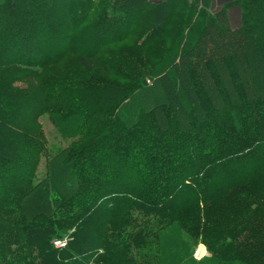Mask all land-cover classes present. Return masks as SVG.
<instances>
[{
    "label": "trees",
    "instance_id": "16d2710c",
    "mask_svg": "<svg viewBox=\"0 0 264 264\" xmlns=\"http://www.w3.org/2000/svg\"><path fill=\"white\" fill-rule=\"evenodd\" d=\"M210 3L0 0V264H264V0Z\"/></svg>",
    "mask_w": 264,
    "mask_h": 264
},
{
    "label": "rangeland",
    "instance_id": "374dc122",
    "mask_svg": "<svg viewBox=\"0 0 264 264\" xmlns=\"http://www.w3.org/2000/svg\"><path fill=\"white\" fill-rule=\"evenodd\" d=\"M230 1L231 0H211L210 7L212 10H215L216 8H219V6L229 3ZM227 8L229 12H232V17L230 19L231 26L237 27L242 22L243 10L241 6L229 3ZM171 72L169 71L170 75ZM147 82H149V80H147ZM153 93L154 97L158 94L157 90H154ZM39 122L45 136L46 150L40 155L35 174L36 179L43 176L47 157L57 150L68 146L72 141V138L63 137L59 134L46 113L40 115ZM195 237L196 236L192 239L187 234L185 235L177 232L170 233L166 235L165 238L163 237L164 239H160V246L166 248L163 250H161V247L159 248L158 241L154 240L148 245V247H144L140 250L138 257L135 260V264H175L177 259L185 255L188 257L190 253H192V256L195 259H201L204 255H209L205 243H203L199 237ZM54 246L56 245L54 244ZM201 249H203V252H201ZM160 259L163 263L158 261ZM179 262L176 264H179ZM89 264L96 263L90 262ZM180 264H184V262H181Z\"/></svg>",
    "mask_w": 264,
    "mask_h": 264
},
{
    "label": "built area",
    "instance_id": "2783aa9c",
    "mask_svg": "<svg viewBox=\"0 0 264 264\" xmlns=\"http://www.w3.org/2000/svg\"><path fill=\"white\" fill-rule=\"evenodd\" d=\"M54 242V244L56 245V246H58V247H62V246H64L65 245V240H54L53 241Z\"/></svg>",
    "mask_w": 264,
    "mask_h": 264
},
{
    "label": "crops",
    "instance_id": "0c3cea01",
    "mask_svg": "<svg viewBox=\"0 0 264 264\" xmlns=\"http://www.w3.org/2000/svg\"><path fill=\"white\" fill-rule=\"evenodd\" d=\"M162 1H164V0H151V2H153V3H159V2H162ZM228 15H229V20H230L231 17H232V12H229V10H228Z\"/></svg>",
    "mask_w": 264,
    "mask_h": 264
},
{
    "label": "water",
    "instance_id": "95a60500",
    "mask_svg": "<svg viewBox=\"0 0 264 264\" xmlns=\"http://www.w3.org/2000/svg\"><path fill=\"white\" fill-rule=\"evenodd\" d=\"M201 252H203V249H201Z\"/></svg>",
    "mask_w": 264,
    "mask_h": 264
}]
</instances>
